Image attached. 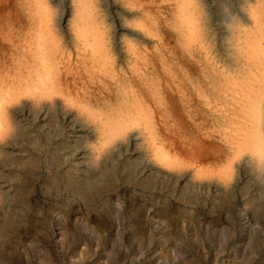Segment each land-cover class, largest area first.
<instances>
[{"label":"bare ground","instance_id":"obj_1","mask_svg":"<svg viewBox=\"0 0 264 264\" xmlns=\"http://www.w3.org/2000/svg\"><path fill=\"white\" fill-rule=\"evenodd\" d=\"M215 1L0 0V246L15 248V206L28 190L53 188L39 215L50 210L60 230L61 180L75 198L106 163L114 180L162 198L138 202L147 219L127 218L135 232L235 193L238 221L258 229L264 1L213 16ZM172 198V213L155 205ZM37 227L41 254L43 220Z\"/></svg>","mask_w":264,"mask_h":264},{"label":"rangeland","instance_id":"obj_2","mask_svg":"<svg viewBox=\"0 0 264 264\" xmlns=\"http://www.w3.org/2000/svg\"><path fill=\"white\" fill-rule=\"evenodd\" d=\"M242 1H215L210 6V12L217 16L220 7L222 10L233 9L236 14L241 13ZM217 48L220 55L226 53L220 38ZM115 167V164L106 163L104 167L93 170L94 178L87 177L85 173V181L78 183L75 198L66 182L61 180L60 230L53 223V217L56 216L50 210L43 219L39 215L41 203L45 206L54 203L53 188L48 189V195L40 194L38 187L28 190L26 200L15 206H18L19 211L16 216L18 233L15 234V248L2 242L0 264H264V226H261L264 215L254 213V220H260L258 229L239 222L236 208L240 193L230 197V202L223 200L212 209L204 208L205 213L198 208V214L191 209L194 214L190 218L174 215L162 231L156 229L160 226L157 223H146L141 231L135 232L128 224L129 219H147L138 202L145 200L147 203L154 201V197L162 198L149 192L135 191L130 183L114 180L112 175ZM103 175L106 178L102 180L100 177ZM48 184L52 186L51 181ZM115 191L119 192L118 196H114ZM172 199L170 205L163 202L162 205L160 202L155 205L162 206L168 212L174 211L179 204L175 198ZM26 205L28 209L23 210L22 207ZM2 209L1 212L7 213L6 207ZM38 220L44 223V253L41 254ZM149 225H154V228L150 229ZM136 233L143 235L142 240L137 239Z\"/></svg>","mask_w":264,"mask_h":264}]
</instances>
